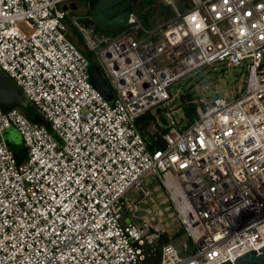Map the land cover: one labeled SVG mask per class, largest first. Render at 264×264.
<instances>
[{"label": "built area", "instance_id": "built-area-1", "mask_svg": "<svg viewBox=\"0 0 264 264\" xmlns=\"http://www.w3.org/2000/svg\"><path fill=\"white\" fill-rule=\"evenodd\" d=\"M73 1L0 0V69L50 123L0 107V264H147L159 253L160 264H236L260 254L264 0H158L169 19L148 30L133 11L130 32L115 38L70 17L64 6ZM69 21L88 31L85 47L112 102L92 84ZM214 64L245 72L244 91L200 102L191 123L160 130L173 86ZM155 109L149 131L161 135V148L149 147L138 124ZM12 128L24 162L6 140ZM148 174L172 203L184 241L133 222L140 201L126 196L139 189L148 198Z\"/></svg>", "mask_w": 264, "mask_h": 264}, {"label": "rangeland", "instance_id": "rangeland-1", "mask_svg": "<svg viewBox=\"0 0 264 264\" xmlns=\"http://www.w3.org/2000/svg\"><path fill=\"white\" fill-rule=\"evenodd\" d=\"M79 8L70 17L76 18L80 23L85 22V18H90L91 16V6L89 0H77ZM134 5V4H133ZM88 9V12H85ZM133 11L136 14L138 23L144 25V18L146 14L150 13L147 10H141L139 7H133ZM149 21L152 20V16H148ZM154 18V17H153ZM153 22V20H152ZM156 28V25L153 24ZM145 26V25H144ZM23 31L28 32L25 25L20 26ZM102 30V29H101ZM85 31L83 34H86ZM130 27L119 28V29H108L102 30V35L108 38H115L123 33H129ZM93 57H90L94 62H98L97 58L94 57V52H92ZM96 60V61H95ZM98 64V63H97ZM99 65V64H98ZM246 73L241 72L239 69L227 68L222 64H214L210 66H205L197 69L195 72L184 77L173 86L171 92L173 93V99L169 107L163 108L162 116L158 117L157 124L160 130L171 125L174 121L181 122L186 121L183 116H185V105L186 100H182L181 95L185 92L190 93L192 101L195 104H201L200 102H210L215 97H225L229 96L231 93L234 97L244 91L245 87ZM178 94H181L178 97ZM173 111V112H171ZM24 112V111H23ZM156 113L155 110L149 111L150 119ZM155 132L150 128V133ZM157 133V132H156ZM19 139H10L8 143L14 148L15 151L19 149L20 152L24 151L22 145V139L17 135ZM7 140V139H6ZM12 140L13 143H12ZM25 159L22 161L24 162ZM143 186L150 192L148 198H143V194L139 189H133L127 194V199L139 203L140 210L137 212V217L133 219L134 223H142L143 220L151 222L153 225H158L164 228L167 233H174L178 228L181 227L179 220L175 216V210L172 203L169 201L165 190L159 183V181L152 175L148 174L143 180ZM159 211L164 213L163 216H159ZM185 240V236L179 238L181 242ZM147 264H160V253L157 257L147 261Z\"/></svg>", "mask_w": 264, "mask_h": 264}, {"label": "water", "instance_id": "water-1", "mask_svg": "<svg viewBox=\"0 0 264 264\" xmlns=\"http://www.w3.org/2000/svg\"><path fill=\"white\" fill-rule=\"evenodd\" d=\"M70 8L75 10L77 7L74 4L64 6L65 10ZM132 12L133 0H99L91 12L90 20L98 29L102 30L127 28ZM89 62V74L92 84L108 101L112 102L114 98L113 91L100 66L90 57ZM187 97H191L190 93L187 94ZM0 107L5 112L13 108H20L31 121L50 127L49 121L26 101L19 87L1 69ZM236 264H264V248L260 254L255 251L245 254L236 261Z\"/></svg>", "mask_w": 264, "mask_h": 264}, {"label": "trees", "instance_id": "trees-1", "mask_svg": "<svg viewBox=\"0 0 264 264\" xmlns=\"http://www.w3.org/2000/svg\"><path fill=\"white\" fill-rule=\"evenodd\" d=\"M99 0H89L90 2V6H91V11L95 8L96 4L98 3ZM158 0H133V7H139L141 10H147L150 15L152 16V20L149 21V17L150 16L148 13L146 14L145 18H144V25L148 30H153L155 29V26L153 24H158L159 22H162L164 20H167L170 18L171 16V11L169 8H158L157 5ZM154 17V18H153ZM85 20V22L81 23L84 26H89L92 24V21L90 20V18H85L83 19ZM69 26H70V33L71 36L73 38V40L75 41V43L78 45V47L84 52V54H86L88 57H93L92 51L87 50L85 47V42H84V37L81 34V32L78 31V29L75 27V25L72 23V21H69ZM157 26V25H156ZM99 32L102 33L101 29H98ZM157 38V37H156ZM103 75L104 72L101 69ZM185 100L188 102V104L185 105V119L186 121H188L189 123L192 122L193 118L195 116H197V107L198 104H195L193 102H191L193 99L192 97H187L185 96ZM150 114H146L143 117H141L138 120V124H140L141 129H142V133L149 145L150 148H161V147H165V143L161 138V135L159 133H155L152 134L149 131V126L151 124L152 119H150ZM8 142V140H7ZM9 144V143H8ZM9 146L11 147V149L14 151L15 156L18 160V162H22L26 156H27V149L25 148L24 144L22 145L24 151L22 150L21 155L18 153L19 149L17 151L14 150V148L9 144ZM22 156L20 159V156ZM183 235V230L182 228H178L173 236L176 237H180ZM169 233H167L164 236V239L169 241Z\"/></svg>", "mask_w": 264, "mask_h": 264}, {"label": "crops", "instance_id": "crops-1", "mask_svg": "<svg viewBox=\"0 0 264 264\" xmlns=\"http://www.w3.org/2000/svg\"><path fill=\"white\" fill-rule=\"evenodd\" d=\"M17 135H18L19 137H21L22 142H23V138H22L21 134L17 131V129L12 128V129H9V130L5 133V137H6L7 140H10V139H18V138H17ZM18 140H19V139H18ZM13 141H14V140H12V143H13ZM23 144H24V143H23ZM18 153L21 155L22 152L18 151ZM20 155H19V156H20ZM21 157H22V156H20V159H22Z\"/></svg>", "mask_w": 264, "mask_h": 264}, {"label": "flooded vegetation", "instance_id": "flooded-vegetation-1", "mask_svg": "<svg viewBox=\"0 0 264 264\" xmlns=\"http://www.w3.org/2000/svg\"><path fill=\"white\" fill-rule=\"evenodd\" d=\"M71 4H74V5H76V9L75 10H73V9H69L68 10V13H69V15H71V14H73L75 11H77L78 10V8H79V4H78V1L77 0H75V1H73ZM70 5V4H69ZM85 12H88V9H86V11Z\"/></svg>", "mask_w": 264, "mask_h": 264}]
</instances>
